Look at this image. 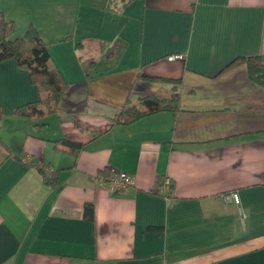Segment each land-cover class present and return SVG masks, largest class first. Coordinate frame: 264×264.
I'll return each instance as SVG.
<instances>
[{"label": "crops", "instance_id": "obj_1", "mask_svg": "<svg viewBox=\"0 0 264 264\" xmlns=\"http://www.w3.org/2000/svg\"><path fill=\"white\" fill-rule=\"evenodd\" d=\"M0 12L38 24L69 84L56 112L20 118L40 95L15 60L0 64V264H264V87L245 66L222 72L264 56V0H0ZM172 94L176 111L111 125ZM59 139L86 146L74 159ZM39 169L60 170L56 189ZM104 171L134 184L112 191Z\"/></svg>", "mask_w": 264, "mask_h": 264}, {"label": "trees", "instance_id": "obj_2", "mask_svg": "<svg viewBox=\"0 0 264 264\" xmlns=\"http://www.w3.org/2000/svg\"><path fill=\"white\" fill-rule=\"evenodd\" d=\"M15 32V24L7 21L0 12V64L15 60L18 67L28 74L29 82L34 86L40 95L36 102L27 103L15 110V115L20 118H27L36 113L53 114L58 105L67 93L69 84L57 69H50V55L48 45L41 39L37 30L29 25L24 34L19 38H12ZM245 66L248 78L251 82L264 87V56H251L237 58L226 66L222 72L231 68ZM158 81L159 79H152ZM128 103L126 102V105ZM142 109L135 106L124 107L111 120V125H130L141 118L159 112H174L178 109L179 96L172 94L170 97H145L140 100ZM2 111L0 108V119ZM1 143V138H0ZM54 149L64 152L74 159L86 146L85 143L73 142L67 139H59L52 142ZM43 184L56 189L59 185L60 170L46 171L39 169ZM109 172H101V175L108 176ZM88 218H93V206L86 204L84 208Z\"/></svg>", "mask_w": 264, "mask_h": 264}, {"label": "built area", "instance_id": "obj_3", "mask_svg": "<svg viewBox=\"0 0 264 264\" xmlns=\"http://www.w3.org/2000/svg\"><path fill=\"white\" fill-rule=\"evenodd\" d=\"M180 57L177 56H170L167 58L168 61H174L179 59ZM98 183L103 186H108L112 191L115 192H125L128 188H130L134 184V180L132 177L125 173H118V172H110L108 177L103 178L100 177L97 179ZM171 182L169 178L164 180L163 185L160 187L161 192H165L168 190ZM226 202H233L237 204L239 202V198L237 193H230L224 197Z\"/></svg>", "mask_w": 264, "mask_h": 264}, {"label": "rangeland", "instance_id": "obj_4", "mask_svg": "<svg viewBox=\"0 0 264 264\" xmlns=\"http://www.w3.org/2000/svg\"><path fill=\"white\" fill-rule=\"evenodd\" d=\"M35 29H37L38 28V24L37 25H34V24H31ZM27 27V25L25 24V23H23V24H19V23H17V24H15V31H16V27L17 28H20L21 27V29L23 30L24 28H26ZM29 26V25H28ZM37 27V28H36ZM41 28H42V30H44L45 32H49V33H53V32H55V31H53L54 29H56L57 28V25H53V24H51V25H48V24H46V25H41ZM27 29V28H26ZM38 32V31H37ZM14 34H15V32H14ZM24 34V33H23ZM98 51V44L97 43H88V42H86V45H85V54H95V52H97Z\"/></svg>", "mask_w": 264, "mask_h": 264}]
</instances>
